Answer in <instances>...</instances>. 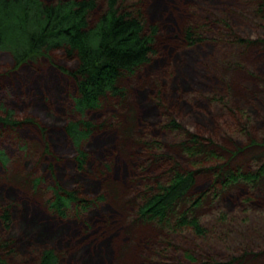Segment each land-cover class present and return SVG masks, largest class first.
<instances>
[{"label": "trees", "instance_id": "obj_1", "mask_svg": "<svg viewBox=\"0 0 264 264\" xmlns=\"http://www.w3.org/2000/svg\"><path fill=\"white\" fill-rule=\"evenodd\" d=\"M212 1L0 0V50L23 35L13 68L45 63L34 76L46 68L70 78L76 96L74 114L39 100L46 124L29 105L0 106V127H26L35 144L30 162L0 158V264H168L183 233L193 244L189 261L199 248L208 252L204 264H250L264 254V73L229 81L230 72L246 74L248 49L264 47V0L222 1L217 15L202 17ZM196 53L198 63L187 68ZM49 83L32 92L60 90L54 74ZM109 104L114 115L95 124L89 113ZM102 127L115 131L118 145L107 150L102 137L109 146L92 150L97 171L82 143ZM67 141L73 154L62 152ZM68 155L75 178L65 183L59 162ZM52 168L62 177L44 202L38 184ZM105 203L117 220L97 217ZM251 216L253 235L242 242L238 226Z\"/></svg>", "mask_w": 264, "mask_h": 264}, {"label": "rangeland", "instance_id": "obj_2", "mask_svg": "<svg viewBox=\"0 0 264 264\" xmlns=\"http://www.w3.org/2000/svg\"><path fill=\"white\" fill-rule=\"evenodd\" d=\"M222 1H226V0H216V1H212L210 4L206 6V8L203 9V14L202 17H205V15L207 13H209V15H217V8L218 7H222L223 5L221 4ZM233 4V2H232ZM239 25V24H238ZM240 32L243 31L241 34H245V32L247 31L246 25H244V27H239ZM19 28H17V25L13 28L10 29V32H14L13 30H18ZM256 31V29H255ZM19 34V35H18ZM23 36V35H22ZM22 36H20V31L16 34H13V37L9 40L10 42L7 44H5L4 48L0 50V84L5 83L1 88H0V106H6L7 104H10V106H14L16 108H21L23 107V105H29L30 106V116L32 118H35L37 115L40 116L39 118V122L42 124H46L47 120L46 117H44L42 114L40 115V113L37 111V109L43 107L40 103L39 100L44 101L47 106H49L48 104H50V107L53 110H66V111H71L73 112L74 107H73V103H74V98H76L75 96V92L72 89V85H71V79L70 78H66L65 76H61V75H57L54 71L46 69L47 65L45 63H41V61L39 63H41V65H43L45 68V73L43 71L42 76L43 78L39 79L37 78V76H34V72H38L40 68H44V67H40V68H32L33 65L30 64H26V65H22L19 68H13V62L12 59L10 57L11 53L13 52V50L18 49L17 47H19L20 44V40H22ZM160 37V36H159ZM12 47H10V46ZM9 46L10 48L6 47ZM258 49L255 48V50H251L248 49L246 51V54L244 55V57H241L242 61L245 63V70L247 69L246 74L244 72H240V71H235L234 73L230 72L229 73V81H230V85L232 84L233 81H235L236 85H240L247 82H251L252 81V75L253 76H258L257 73L261 74L264 73V68H261V65L264 66V47H257ZM263 49V51H261ZM254 51V52H251ZM259 52L258 54L261 55L262 57L260 58H255V57H250L247 58V56H251L253 54L256 55L257 52ZM197 55V56H196ZM193 54V60L191 58L190 61H188L189 63L186 65L187 68H192L193 66H195V64L198 63L199 60V56L200 54L196 53ZM247 55V56H246ZM196 56V59H195ZM247 58V59H246ZM243 63V64H244ZM68 68V67H67ZM213 68V65H212ZM34 71V72H33ZM8 74V75H7ZM57 76L58 81H60V90L57 89V91L59 92V96H58V92L57 91H52L49 93H46L43 90H39V92H32L34 90H36L37 86H47V87H52L53 85L49 83L50 78L52 75ZM17 81V85L14 81ZM233 80V81H232ZM65 83H68V85H66ZM10 84V85H9ZM12 84V85H11ZM52 85V86H51ZM27 86V87H26ZM16 87H20L21 88V92H22V96L17 98L16 94L14 91V89H16ZM28 88H30V93H27L26 90H28ZM48 89H52V88H48ZM62 90H65L62 92ZM15 96V98H14ZM59 97V98H58ZM56 99H62V104H56L55 100ZM113 106L112 105H108L105 106L103 109V111H94L89 113L90 114V118L92 119V121L95 124H103L105 123V119H107V116H112L114 115L111 112V108ZM69 111V113H70ZM75 112L71 113L74 114ZM116 114V113H115ZM58 116V114H56ZM116 118V117H115ZM33 125V124H32ZM43 126V125H42ZM46 126V125H45ZM2 127V126H1ZM0 127V158L3 159L2 157H8L10 158H17L20 160V163H24V162H30L29 160V156L28 153L34 149L35 144L34 143H30V138L31 137V133L28 132L29 137L28 139H26L25 135V131L24 129L26 128H22V132L20 131H16V130H11L9 128H5V127ZM49 126H47L48 128ZM107 127H102V128H98L97 130H94V132L92 133V138H90V140H86L82 143V146L84 147L83 150L87 151V166L90 164V166H94L95 169H97V171H99V166L97 164V161H95V158L93 156V152L92 150H96L100 148V145L103 146H109L108 144H110V146L108 147L107 150H117V139L116 136L117 134H115V131L113 130V132H109L111 131L110 129H106ZM108 132V133H107ZM103 136H105L106 138L110 139V143L107 144V142L105 141L106 138H102ZM165 139V138H164ZM104 140V141H103ZM165 141V146L167 148V146H169V144L166 143L167 140ZM99 142H101L102 144H100ZM168 142V141H167ZM39 144V143H38ZM65 146V151L62 152H70V154L74 151V149L72 150V145L71 143H69V141H67V143H63V146ZM120 145V144H119ZM62 146V148H63ZM90 149V150H89ZM106 149V148H105ZM91 151V154H88L89 151ZM260 150V149H259ZM64 154V153H63ZM66 156V155H64ZM69 161H64V162H59L61 165H58L60 167H66L64 169V174H63V179L62 182L67 183V178L70 179V177L72 176L73 178H75V166L73 164V162H70L71 157H69V155L67 156ZM61 158V156H60ZM65 158V157H64ZM94 158V159H93ZM58 161L60 160L59 158L57 159ZM141 161V159H140ZM113 163L114 166L116 165V161L113 160L112 158H107L106 163H108L110 165V163ZM241 163L243 162H248L247 159L241 160ZM66 163V164H65ZM127 164H129V162H127ZM65 165V166H64ZM130 167V166H129ZM34 170V169H33ZM33 170L30 171L31 173H33ZM2 168L0 166V177H2L1 175L2 173ZM85 172V171H84ZM30 174V173H29ZM41 176L43 177L42 182L40 184H38L41 188L40 191L45 192L44 195V202H47L51 199V191L49 190L51 188V186H53L52 182H57L59 181V177H62L61 174H59L54 168L50 169L49 171L46 172H42ZM237 179H233V181L231 183L236 182ZM204 178L200 177L197 180V185H199L200 187L204 185ZM223 189H225V187H223ZM37 193V192H36ZM38 195V194H37ZM214 200L213 202H215L217 200V198L214 196L213 197ZM26 200V198L24 199ZM112 205L111 204H102L100 206L99 209H96L95 214H97L98 218H101L103 220H110L108 213L111 214L113 213L114 218H116V220L118 219V215L115 213V211H111ZM31 210V209H30ZM67 212H72V207H68L67 208ZM75 213V212H74ZM85 213H88L87 210L85 211ZM84 213V214H85ZM42 214V213H41ZM46 215H48V213H45ZM51 217V216H50ZM68 217V216H67ZM79 217V216H76ZM87 217V216H86ZM111 218V216H110ZM69 220V219H68ZM79 224V223H78ZM255 226L254 223V217H250V219H245L243 218V220L241 221V225L238 226L241 231V234L243 233V235H247V237H245L244 239H242V242H246L247 239H249L253 233H251V229L252 227ZM81 228H79L80 230ZM253 230V229H252ZM237 231H234V235H230L229 240L230 241H235L233 242V245L231 246V249L233 250L234 253H237L239 251V249L241 248V244L239 243V237L237 235ZM238 237V238H237ZM190 234L189 233H183V234H177L176 235V239L174 241H176L178 243V245H180L181 247H177L176 251H173L174 254L170 255L167 257V261L166 263L168 264H204V261L206 260V257L208 256V252L205 249L200 250L199 249H195L191 255L193 260L189 259L187 260L184 256L185 253H187L188 248L193 246L192 242H190ZM248 246L251 248L252 253L257 254V248H255L256 244L254 245V243H250L248 244ZM240 247V248H239ZM199 251V258L196 257V254ZM171 252V253H173ZM221 255H223V252L221 251ZM255 257V256H254ZM209 258V257H207ZM203 261V263L201 262ZM223 262H227L228 260H223ZM209 263V262H208ZM250 264H264V254L262 253L261 256L254 258L253 261L250 262Z\"/></svg>", "mask_w": 264, "mask_h": 264}]
</instances>
